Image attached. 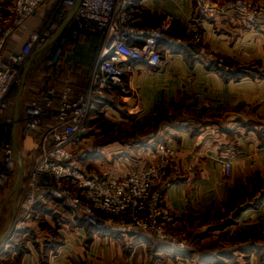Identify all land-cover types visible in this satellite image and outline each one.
I'll return each instance as SVG.
<instances>
[{"label":"crops","instance_id":"crops-1","mask_svg":"<svg viewBox=\"0 0 264 264\" xmlns=\"http://www.w3.org/2000/svg\"><path fill=\"white\" fill-rule=\"evenodd\" d=\"M4 1L0 0V5ZM55 1L46 0L15 30L7 44L12 51H19L28 35L45 22ZM144 2L140 5L137 0L133 6L140 14L143 26H157L166 15L174 19L157 44L160 65L155 71H147L141 64H135L134 70L126 76L125 90H96L92 95L90 110L98 116L104 113L103 117L109 118L112 125L117 127L123 126L124 121L141 126L144 132L141 135L144 155L137 154L135 161L131 159L134 164L148 161L149 151L146 150L158 143H166L173 151L171 165L162 184L163 203L174 216L176 230L189 231L202 216L211 217L221 211L222 202L238 184L245 181L251 168L255 167L257 157L264 154V149L258 147L260 143L253 144L254 139L258 137L256 141L259 140V136L264 133V79L246 76L230 78L224 75L227 70L244 71L247 64L262 65L264 69V26L249 28L235 14L203 16L194 0ZM72 10H69L67 17ZM9 16L0 20L2 28ZM58 34L56 32L43 48L32 53L26 72L35 59L50 51ZM73 45L65 50L62 61L68 65L67 70L71 72L75 85L78 83L80 86L82 83L81 87L84 88L89 85L90 64L98 54V37L82 33ZM66 77L70 79L68 75ZM22 95L18 120L23 115L20 107ZM15 101L10 112L13 120ZM89 131L77 146L70 147L73 150V164L82 171H87L89 166L95 168L104 158L108 161L107 156L101 155L104 152L99 146L102 135L89 134ZM24 135L27 134L22 132L17 123L14 185L18 174L21 175L18 159L20 142L26 140ZM90 137H96L98 142L92 147L86 144ZM108 149L112 151L113 147ZM92 153H99V156ZM121 159L118 158V161ZM223 161L232 164L229 177L224 176ZM21 184L20 181L19 187ZM17 195L14 203L13 193L9 196L4 203L8 207V215L0 217V264H41L38 254L43 248L47 257L44 264H187L182 262L183 259L173 257L155 258L157 261L153 262L151 257L126 256L120 262H115L117 256L115 259L111 255H106L108 258H98L96 255L89 257L79 249H70L69 244L64 242L56 245L57 250L54 252L52 241L40 242L38 247L24 242L26 250L19 252V245L16 246L15 242L5 244L3 239L15 219L19 201ZM41 205L45 216L52 214L56 217L55 208L62 204L60 200L45 194ZM63 226L68 230L71 227L73 235L86 230L93 244L101 240L99 244L106 245L110 254L112 249H118V240L131 241L138 236L143 237L142 234H132L119 227L91 226L81 218L69 219ZM136 250H144L145 253L143 245L135 247ZM14 253L16 258H12Z\"/></svg>","mask_w":264,"mask_h":264},{"label":"built area","instance_id":"built-area-1","mask_svg":"<svg viewBox=\"0 0 264 264\" xmlns=\"http://www.w3.org/2000/svg\"><path fill=\"white\" fill-rule=\"evenodd\" d=\"M137 0H79L75 13L55 37L50 48V61L56 63L67 42H76L82 33L98 37V59L91 68L86 91L73 96L70 87L58 95L55 125L40 135L38 157L19 197L15 219L28 218L41 207L45 194L61 201L74 218L91 226L119 227L132 234L149 232L156 240L183 246L174 226V216L163 203V180L171 165L173 151L166 143H158L149 151V160L130 164L122 170L85 172L73 164L71 146L77 144L89 129L92 95L107 88L124 91L126 76L141 64L155 71L161 62L157 44L173 24L166 15L157 26L146 27L137 10ZM61 7L54 20L41 30L32 31L19 51H6L11 35L46 0H14L9 19L0 33V189L14 170L12 146L13 120L3 123L8 108V94L32 53L39 51L58 31L76 0H59ZM199 13L206 17L238 15L246 26H264V0H194ZM143 5L144 0H139ZM20 75V76H19ZM68 81V80H67ZM57 96V95H56ZM54 90L41 96L50 107ZM43 115L41 105L32 102L17 121L28 134L39 127ZM225 177L232 172L230 161L221 162Z\"/></svg>","mask_w":264,"mask_h":264},{"label":"rangeland","instance_id":"rangeland-1","mask_svg":"<svg viewBox=\"0 0 264 264\" xmlns=\"http://www.w3.org/2000/svg\"><path fill=\"white\" fill-rule=\"evenodd\" d=\"M58 1L59 0H56L53 3L47 19L36 30H41L46 23L54 20L56 13L59 12V8L61 7V3ZM13 2L14 0H5L4 4L1 3L0 20H5L10 14ZM1 32L2 25H0V33ZM76 42L70 41L66 43L56 63L52 64L50 61L49 51L46 55L43 54L35 59L34 64L31 65V68L26 72V86L20 103L21 112L23 114L24 107L32 102H36L41 105L43 115L40 119L39 127L32 129L27 135H24L26 136L25 142L24 139L20 142L18 160L22 184L19 187L17 197H20L24 192L26 187L25 181L35 166L38 157V151L36 150V144L38 143L37 139L41 134L53 127L55 123V114L58 108V95L65 87H70V89H72L73 96L86 91L88 88V85L82 88V83L80 86L78 83L75 85L71 72L67 70L68 65L62 61L65 50L71 48L70 46H74L73 44ZM7 44L6 51H12V48H9ZM97 59L98 56L91 62L88 76ZM259 66L258 64H247L245 68L246 77L264 79L263 66ZM67 75L70 79L66 77ZM81 80L83 82L85 81L82 77ZM20 85V78H18L8 94V108L2 115L3 123L13 120L10 112H12L15 96ZM46 90L55 91V97L50 107L44 106L41 102V96ZM103 114L104 113L98 116L94 114L93 110H90L88 126L90 129L89 134L102 135V140L100 141L101 145L99 146H102L101 148L104 152L101 155L102 157L107 156L108 161L104 158L95 168L91 165L93 168L89 166L85 172H113L122 170L130 165V162L134 164L138 155H144L141 145V135L144 132L141 126L124 121L122 122L123 126L117 127L112 125L109 118L103 117ZM126 124L128 125L126 126ZM150 126L151 129H153L152 123ZM84 135L86 134H83L82 138ZM82 138L75 146L81 142ZM257 138L258 137L254 139L253 144L258 145L260 143L261 146L258 147L264 149V133H262L259 136L260 139L256 141ZM95 143H98L96 137H90L86 144L88 147H92ZM112 147V151L108 149ZM92 155L98 157L99 153H92ZM118 158H122L121 161H118ZM254 166L255 167L251 168V172L245 181L238 184L236 189L222 202L220 212L211 217L207 215L202 216L199 222L193 226V228L189 229V231L177 229L179 236L183 240L182 247L176 245L179 248L174 249V247L168 243L165 244L164 242H160V240L143 235L144 238L138 236L131 241H129V239H123L122 241L118 240V249H112L110 254L108 250H106V245L99 244L101 240L95 241L96 243L93 244L92 237L86 230L84 233L81 231L73 235L70 232L71 227H69L70 229L68 230L67 227L63 226L64 223H67L69 219L74 217L71 215L68 208L62 205L55 208L57 209L54 212L56 217L52 214L45 216L42 212L43 208L41 207L36 213H33L26 219H14L3 239H5V244L15 242L16 246L19 245V252H24L26 250L24 242H30L33 246L36 244V247H38L40 242L52 241L51 246H53L54 252L57 250L55 248L56 245L60 242H64L69 244L71 247L70 249H79L89 257L96 255L98 258H105L111 255L114 258L117 256L115 262H120L123 260L122 258L126 256H134L151 257L153 262L157 261L155 258L173 257L181 260L183 259L182 262H186L187 264H264V154L257 157ZM14 177L15 174L12 172L4 188L0 189V217L2 215L7 217L8 215V207L4 205V203L13 193ZM139 245L144 246L145 253L144 250L135 251V247ZM36 250L38 251L37 248ZM45 251L46 250L43 248L40 255L38 254L42 262L41 264H44L47 259V257H45ZM15 254L16 253H14L12 258L17 257Z\"/></svg>","mask_w":264,"mask_h":264},{"label":"water","instance_id":"water-1","mask_svg":"<svg viewBox=\"0 0 264 264\" xmlns=\"http://www.w3.org/2000/svg\"><path fill=\"white\" fill-rule=\"evenodd\" d=\"M78 3H79V0H76L75 6L73 7V10L71 11L70 15L65 19L63 24L60 26V28L58 29L57 33H59L67 25V23L69 22L70 18L75 13V10L77 8ZM28 65H29V62L25 65L24 70L22 71L21 85H20L19 91H18V93L16 95V101H15L14 120H13L14 125H13V133H12V135H13L12 136L13 137L12 146H13L14 155H15V141H16V129H17V121H18L19 101H20V97L22 95V92H23V90L25 88V72H26V69L28 68ZM20 181H21V175L18 174L16 183H15L14 188H13V203H14L16 195H17V191H18V187H19ZM13 205L14 204H12V209H13Z\"/></svg>","mask_w":264,"mask_h":264},{"label":"trees","instance_id":"trees-1","mask_svg":"<svg viewBox=\"0 0 264 264\" xmlns=\"http://www.w3.org/2000/svg\"><path fill=\"white\" fill-rule=\"evenodd\" d=\"M241 73H242V75H241ZM224 75H225V77H230V78H239V77H241V76H246L247 74H245V70L244 71H237V70H227V71H224ZM54 125H55V123H54ZM53 125V126H54ZM142 235H147V236H150V237H152V238H154L155 239V237L152 235V234H150L149 232H147V233H143ZM160 242H164L165 244H166V242L165 241H163V240H160ZM171 245V244H170ZM171 246H173L174 247V249L175 248H179V247H177L176 245H171Z\"/></svg>","mask_w":264,"mask_h":264},{"label":"bare ground","instance_id":"bare-ground-1","mask_svg":"<svg viewBox=\"0 0 264 264\" xmlns=\"http://www.w3.org/2000/svg\"><path fill=\"white\" fill-rule=\"evenodd\" d=\"M19 169V168H18Z\"/></svg>","mask_w":264,"mask_h":264}]
</instances>
